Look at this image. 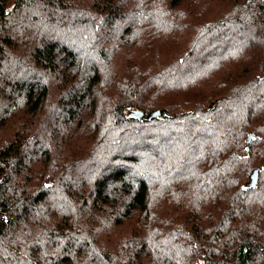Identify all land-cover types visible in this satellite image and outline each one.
<instances>
[{"label":"trees","instance_id":"obj_1","mask_svg":"<svg viewBox=\"0 0 264 264\" xmlns=\"http://www.w3.org/2000/svg\"><path fill=\"white\" fill-rule=\"evenodd\" d=\"M0 264H264V0H0Z\"/></svg>","mask_w":264,"mask_h":264},{"label":"water","instance_id":"obj_2","mask_svg":"<svg viewBox=\"0 0 264 264\" xmlns=\"http://www.w3.org/2000/svg\"><path fill=\"white\" fill-rule=\"evenodd\" d=\"M131 113H136L138 116H141L142 115V110H137V109H131L130 110ZM159 113V109H155L151 112H149L146 117H150V116H153V115H157ZM254 133L253 132H248V135H247V143H249V140L253 137ZM253 179L255 180L256 179V171L254 172L253 174Z\"/></svg>","mask_w":264,"mask_h":264},{"label":"rangeland","instance_id":"obj_3","mask_svg":"<svg viewBox=\"0 0 264 264\" xmlns=\"http://www.w3.org/2000/svg\"><path fill=\"white\" fill-rule=\"evenodd\" d=\"M254 31H256V24H255ZM255 38H256L257 41L259 40V32L255 35Z\"/></svg>","mask_w":264,"mask_h":264}]
</instances>
